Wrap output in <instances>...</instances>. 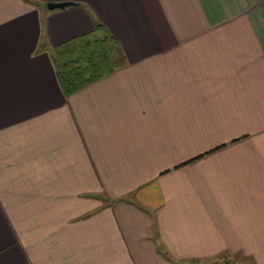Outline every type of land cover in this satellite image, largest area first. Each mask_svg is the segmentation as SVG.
<instances>
[{
	"label": "crops",
	"instance_id": "1",
	"mask_svg": "<svg viewBox=\"0 0 264 264\" xmlns=\"http://www.w3.org/2000/svg\"><path fill=\"white\" fill-rule=\"evenodd\" d=\"M96 22L121 65L66 95ZM229 263L264 264V0H0V264Z\"/></svg>",
	"mask_w": 264,
	"mask_h": 264
},
{
	"label": "trees",
	"instance_id": "2",
	"mask_svg": "<svg viewBox=\"0 0 264 264\" xmlns=\"http://www.w3.org/2000/svg\"><path fill=\"white\" fill-rule=\"evenodd\" d=\"M49 53L66 95L113 72L123 55L118 40L99 22L91 32L51 48Z\"/></svg>",
	"mask_w": 264,
	"mask_h": 264
},
{
	"label": "water",
	"instance_id": "3",
	"mask_svg": "<svg viewBox=\"0 0 264 264\" xmlns=\"http://www.w3.org/2000/svg\"><path fill=\"white\" fill-rule=\"evenodd\" d=\"M69 4H71V2H57V3H55V2H48L47 3V7L49 9L63 8L65 6H67V5H69Z\"/></svg>",
	"mask_w": 264,
	"mask_h": 264
},
{
	"label": "rangeland",
	"instance_id": "4",
	"mask_svg": "<svg viewBox=\"0 0 264 264\" xmlns=\"http://www.w3.org/2000/svg\"><path fill=\"white\" fill-rule=\"evenodd\" d=\"M229 264H232V263H229Z\"/></svg>",
	"mask_w": 264,
	"mask_h": 264
}]
</instances>
